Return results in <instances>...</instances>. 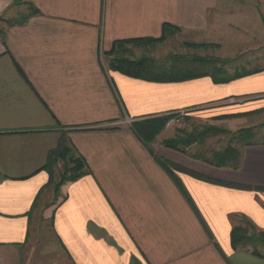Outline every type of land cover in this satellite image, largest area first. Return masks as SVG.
Instances as JSON below:
<instances>
[{
  "label": "crops",
  "instance_id": "obj_1",
  "mask_svg": "<svg viewBox=\"0 0 264 264\" xmlns=\"http://www.w3.org/2000/svg\"><path fill=\"white\" fill-rule=\"evenodd\" d=\"M1 18L0 264L45 221L54 241L42 248L69 264H264L230 241L243 219L264 229V138L241 145L233 168L131 126L204 104L233 114L228 125L263 115L264 65L215 84L142 80L106 62L115 42L158 39L164 24L219 51L258 44L264 0H0ZM62 144L87 172L56 190Z\"/></svg>",
  "mask_w": 264,
  "mask_h": 264
},
{
  "label": "rangeland",
  "instance_id": "obj_2",
  "mask_svg": "<svg viewBox=\"0 0 264 264\" xmlns=\"http://www.w3.org/2000/svg\"><path fill=\"white\" fill-rule=\"evenodd\" d=\"M2 24H4V20L1 18L0 26ZM262 37L264 38V33L260 34L258 44L255 42L251 44L245 40L237 45L226 43L223 44L222 49L219 51V45L217 43L193 42L189 40L187 35H183L180 31H173L161 41L150 42L144 45L133 43L124 44L118 50L117 57H126L132 60L150 58L158 64L166 66L170 64L173 57L182 58L183 60H193L201 57L203 59H210L213 65L215 64L218 67L223 65L226 67L227 72L233 75L237 71H242L246 68L258 69L264 65V39ZM199 44L206 45L198 46ZM231 53H234V55L227 56ZM111 59L112 55H107L106 62L109 65ZM215 108H218V106L204 104L196 105L191 110L184 108L170 113L171 119L158 134V138L163 141L169 138H189L190 136H194L196 137L195 142L185 147V149L189 154L198 155L206 160H214V153L222 151L228 146H233L235 149H238L249 140L258 141L264 138V114L256 116L255 118L247 117L239 122L232 121L228 125L222 120L231 119L235 116L233 114L211 116L210 113L216 112L214 111ZM210 128H216L217 131L209 130ZM244 129H252L254 131L253 136L243 139V136L247 135V132L242 133ZM204 133L207 134L202 137L201 135ZM239 138L242 139L240 140ZM162 141L161 145H163ZM73 164V161H68L67 157L65 160H59V166L57 168L58 174H56L57 181H60L63 177L67 178L70 176L66 174V169H69ZM247 222L254 227L252 228ZM42 225L45 226V231L40 226V233L35 234V238L33 239L34 244H29L27 248L22 249L19 259H15L11 264H69L60 250L53 248L52 242L50 243L51 247L49 249L42 248L43 242L46 243V241L51 240H48V235L45 233L48 228V222L45 221ZM239 225L245 226L250 235H258L262 232V236H264V229L256 227L247 219H243ZM251 248H253L252 245H248L244 249L251 251ZM256 249L264 255V241L259 242L256 245Z\"/></svg>",
  "mask_w": 264,
  "mask_h": 264
},
{
  "label": "trees",
  "instance_id": "obj_3",
  "mask_svg": "<svg viewBox=\"0 0 264 264\" xmlns=\"http://www.w3.org/2000/svg\"><path fill=\"white\" fill-rule=\"evenodd\" d=\"M173 31H178V28L170 26L168 24H164L162 36L158 39H138L115 42L112 49L108 53V55H112L110 67L113 70L119 71L127 76L153 82H182L202 77H209L211 78L213 83L221 84L255 72V70L237 71L235 74L230 75L227 72L226 67H224L223 65H220L218 67L214 64V66L213 62L210 59H203L201 57L193 60H183L182 58L173 57L168 66L158 64L155 60L150 58L132 60L126 57H117L118 50L124 44L133 43L144 45L150 42L153 43L161 41ZM205 45L206 44H199L198 46ZM170 119L171 116L169 114L151 116L139 120H134L132 121L131 126L136 134L144 142L151 143L155 140L162 129L165 128ZM209 130L217 131L216 128H210ZM245 132H247V135L243 136V139L251 138L253 136L252 129H244V132L242 131V133ZM206 134L207 133H204L201 136L203 137ZM195 139L196 137L194 136H190L189 138H169L163 140L162 144L165 147L180 151L182 153H187L185 147L193 144L195 142ZM239 139L241 140L242 138ZM247 143H250V140ZM190 155H192V157L194 158L204 159L195 154ZM55 157L62 160H65V158L67 157L68 161L71 160L74 163L69 169H66V174L70 176L67 178L63 177L60 179V181H58V183H56V190L57 187H59L63 182L75 180L87 172L86 164L84 163V161L80 157L70 156L69 148L63 144L55 152ZM237 158L238 149H235L233 146H228L222 151L215 152L214 160L205 159V161L217 166H231L234 168L236 167ZM250 226L252 228L254 227L252 225ZM251 235L249 234L245 226H234L230 232V241L232 248H246L248 245H252L253 248H251V252L256 256H263L256 249V245L259 242L264 241L262 232H260L258 235Z\"/></svg>",
  "mask_w": 264,
  "mask_h": 264
}]
</instances>
